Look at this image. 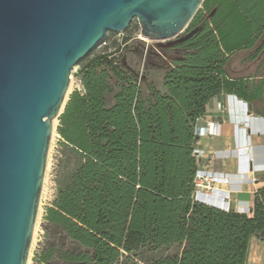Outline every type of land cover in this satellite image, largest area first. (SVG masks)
<instances>
[{"label":"trees","instance_id":"trees-1","mask_svg":"<svg viewBox=\"0 0 264 264\" xmlns=\"http://www.w3.org/2000/svg\"><path fill=\"white\" fill-rule=\"evenodd\" d=\"M196 28L162 90L124 67L120 49L77 64L82 89L57 126L65 170L34 264H247L251 238L264 240V188L250 214L192 199L208 102L227 93L253 107L264 96L263 79L228 71L234 54L264 50V0H204L187 33Z\"/></svg>","mask_w":264,"mask_h":264},{"label":"water","instance_id":"water-1","mask_svg":"<svg viewBox=\"0 0 264 264\" xmlns=\"http://www.w3.org/2000/svg\"><path fill=\"white\" fill-rule=\"evenodd\" d=\"M203 1L0 0V264H27L51 120L64 111L72 68L133 18L147 39L176 37Z\"/></svg>","mask_w":264,"mask_h":264},{"label":"rangeland","instance_id":"rangeland-1","mask_svg":"<svg viewBox=\"0 0 264 264\" xmlns=\"http://www.w3.org/2000/svg\"><path fill=\"white\" fill-rule=\"evenodd\" d=\"M187 27L176 37L171 38L170 40H165L161 43H155L149 39L145 40V37H141L139 23L136 18H133L130 20L128 26L124 30L115 32L107 31L100 43H98L88 55L89 57H91L99 53L111 52L115 49H120V62L124 67L128 68L134 73H140L141 71L145 72L150 83L154 84L157 89L162 90V79L164 76V72L170 66L171 59L180 57L184 53V51L180 49L177 44L169 43L175 42L178 38L184 36L186 34ZM123 38L127 39L126 46H123ZM167 44L169 45V48L166 49L164 48V46H166ZM249 55L250 52L241 51L232 56L228 65V71L230 75L232 77L255 76L256 81H260L261 79L264 80V50L255 60H248ZM79 67L80 65H75L70 72L68 95H70L74 90L82 89L80 76L78 74ZM253 107L256 109L258 108L259 110L264 112V96L262 100L257 104H254ZM58 124L59 121L53 128L49 144L45 175L43 179L37 218L33 230L27 264H34L33 257L35 252L38 251L44 234V231L42 229L43 215L45 209L52 205V202L56 197L57 185L59 179L61 178L63 170H65L62 167L64 151L59 145L60 136L57 132ZM207 138L208 137H201V140L205 141ZM202 156V160H211V156L205 152ZM260 175L261 174H257L255 175V177L251 176V180L249 181L254 182L257 179L262 180ZM200 182L203 187H199L198 189H200V191H203L204 193H209L211 188H213V185L215 184L213 181H210L208 179H202ZM206 186H209L210 190L205 188ZM232 195L234 194H231L229 196V209L238 210V201L236 197ZM211 199L212 198H209L208 201ZM247 207L249 208L245 213L250 214L251 204ZM240 212L244 213L242 211ZM251 241L247 264L250 261L251 255L255 257L254 264H264L263 236H253ZM176 251L177 248L172 247L168 250H163L162 253L173 254Z\"/></svg>","mask_w":264,"mask_h":264},{"label":"crops","instance_id":"crops-1","mask_svg":"<svg viewBox=\"0 0 264 264\" xmlns=\"http://www.w3.org/2000/svg\"><path fill=\"white\" fill-rule=\"evenodd\" d=\"M241 101L245 102L221 93L208 102L206 114L196 121L201 133L195 150L211 156L210 161L200 158L198 170L215 183L209 193L201 191L197 198L208 205L229 208V196L234 194L238 210L245 213L247 206L251 204L252 208L257 189L264 188V116ZM210 123L213 125L209 135ZM201 137L208 138L202 141ZM257 174L262 180L249 181ZM209 198L212 199L208 201Z\"/></svg>","mask_w":264,"mask_h":264},{"label":"built area","instance_id":"built-area-1","mask_svg":"<svg viewBox=\"0 0 264 264\" xmlns=\"http://www.w3.org/2000/svg\"><path fill=\"white\" fill-rule=\"evenodd\" d=\"M145 40H147V38L145 39ZM150 40V39H149ZM151 41H153V40H151ZM146 42H149V41H146ZM153 42H155V43H158V42H156V41H153ZM246 103V102H245ZM212 123H210L209 125H207V127H208V134L210 135V133H212V131H211V129H212ZM196 133H197V135H199L200 133H201V129L199 128V129H197L196 128ZM194 155H195V157L198 159V161L200 160V158L202 157V155H203V151L202 150H194ZM199 170L197 171V174H196V178H195V188H196V192H199V190L200 189H198L199 187H203L202 185H201V180L203 179V178H200L199 177ZM205 188H207V189H209V186H206ZM210 190V189H209ZM194 201V200H193ZM229 209V208H228Z\"/></svg>","mask_w":264,"mask_h":264},{"label":"bare ground","instance_id":"bare-ground-1","mask_svg":"<svg viewBox=\"0 0 264 264\" xmlns=\"http://www.w3.org/2000/svg\"><path fill=\"white\" fill-rule=\"evenodd\" d=\"M141 37H143V36H141ZM144 38V37H143ZM146 39V38H145ZM233 96H231V98H232ZM234 98V97H233ZM242 102V101H241ZM243 104H244V102H242ZM245 105V104H244ZM58 121H57V118H54V119H52L51 120V123H52V127L54 128L55 126H56V123H57ZM52 132H53V130H52ZM207 175H209V174H207ZM199 177L200 178H203V179H208V180H210L211 181V179L209 178V177H207V176H205V175H203V174H201V173H199ZM221 178V177H220ZM222 179V178H221ZM217 180V179H216ZM200 190H199V193H198V195H197V197L199 196V194H200ZM35 227V226H34ZM34 230V229H33ZM255 257H253V255H251V258H250V261L248 262V264H254V261H255V259H254Z\"/></svg>","mask_w":264,"mask_h":264},{"label":"flooded vegetation","instance_id":"flooded-vegetation-1","mask_svg":"<svg viewBox=\"0 0 264 264\" xmlns=\"http://www.w3.org/2000/svg\"><path fill=\"white\" fill-rule=\"evenodd\" d=\"M186 33H187V31H186ZM178 44H180V43H178ZM178 44H177V45H178ZM164 48H166V49L169 48V45L164 46ZM173 59H174V58H172L171 61H172ZM170 63H171V62H170Z\"/></svg>","mask_w":264,"mask_h":264}]
</instances>
